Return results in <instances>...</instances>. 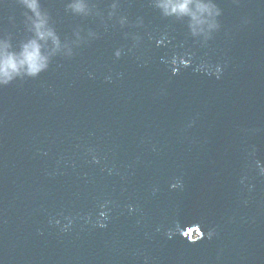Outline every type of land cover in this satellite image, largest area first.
<instances>
[{
  "label": "water",
  "instance_id": "obj_1",
  "mask_svg": "<svg viewBox=\"0 0 264 264\" xmlns=\"http://www.w3.org/2000/svg\"><path fill=\"white\" fill-rule=\"evenodd\" d=\"M216 2L205 44L154 0H41L74 55L0 88V264H264V0Z\"/></svg>",
  "mask_w": 264,
  "mask_h": 264
},
{
  "label": "clouds",
  "instance_id": "obj_2",
  "mask_svg": "<svg viewBox=\"0 0 264 264\" xmlns=\"http://www.w3.org/2000/svg\"><path fill=\"white\" fill-rule=\"evenodd\" d=\"M20 3L27 10L24 16L32 36L20 45L18 51L14 50L11 37L0 36V88L17 80L39 77L49 69L52 58L57 54L66 51L68 56L74 55L72 47L61 41L52 24L51 14L43 8L41 0H20ZM154 6L164 18H188L191 35L203 37L205 44L221 29L220 17L223 15V9L216 0H154ZM111 7L115 10L118 5L113 3ZM66 8L77 16L86 17L92 14L89 0H69ZM109 15H115V11ZM126 22V17L120 21L122 25ZM76 35L82 39L79 32ZM135 39L138 41L139 37ZM120 55L121 52L117 51L116 56ZM221 71V68H216L214 74L217 78Z\"/></svg>",
  "mask_w": 264,
  "mask_h": 264
}]
</instances>
